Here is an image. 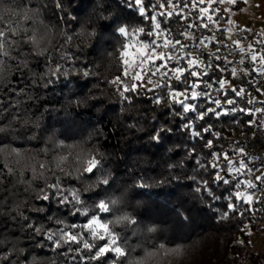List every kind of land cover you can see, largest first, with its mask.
Listing matches in <instances>:
<instances>
[{"label": "clouds", "instance_id": "1", "mask_svg": "<svg viewBox=\"0 0 264 264\" xmlns=\"http://www.w3.org/2000/svg\"><path fill=\"white\" fill-rule=\"evenodd\" d=\"M235 2L221 0V5L227 8ZM136 12L150 23H134ZM184 40L179 43L172 29L158 28L155 13L151 19L143 13L140 0H103V5L98 0H76L75 4L71 0H0V94L13 83L14 75L30 81L19 91L9 88L17 92L16 97L10 108H0V139L9 142L0 144L4 166L0 193L7 191L0 200L4 218L0 226L10 224L8 232H0V249H6L0 251V264H37L36 253L49 244L54 255L46 264H57L60 256L75 260L82 252L87 253L82 260L96 264L93 248L85 244H102L101 237L109 242L115 239L114 247L121 248L122 254L113 252V258L101 259L100 264H192L197 251L178 241L194 238L203 206L220 199L210 182L217 183L216 175L224 173L198 175L200 169L208 172L199 158L198 167L190 169L186 161L192 158L191 148L177 162H172L174 156L165 158L161 145L167 142L160 133H170L172 128L158 114L175 123V117L183 119L190 113L185 111L189 101L209 95L216 107L202 113L197 108L190 111L201 119L220 108L221 90L207 81L204 88L211 93L192 87L194 76L185 58L195 56L211 66L212 58L223 54L217 56L219 48H208L203 41L186 51L189 39ZM205 51L210 53L207 62L202 58ZM41 58L46 71L38 73L32 63ZM182 60L188 65L187 74ZM173 62L176 66L170 67ZM61 77L78 79L62 84ZM174 82L183 86V96L176 95ZM57 88L49 99L50 91ZM65 91L70 96L61 95ZM132 94L150 98L151 105L133 104ZM41 100L46 103L41 105ZM27 101L33 102L35 112L24 108ZM131 114L143 122H129L125 117ZM153 122L159 125L155 131ZM109 123L121 132L120 149L102 142L108 139ZM191 126L189 118L181 128ZM257 128L264 137V117ZM17 143L21 146L16 147ZM181 146L173 141L167 151ZM204 147L212 148L207 142ZM141 152L150 159L133 163L132 157ZM216 154L211 166L216 164ZM238 158L237 152L231 160ZM4 176L11 178L7 189ZM77 214L85 222H70ZM39 215L45 219L39 220ZM94 220L107 226L106 234L103 228L97 233L96 224L87 227ZM50 223L57 227H49ZM69 233L78 239L71 240ZM65 247L67 251H58Z\"/></svg>", "mask_w": 264, "mask_h": 264}, {"label": "trees", "instance_id": "2", "mask_svg": "<svg viewBox=\"0 0 264 264\" xmlns=\"http://www.w3.org/2000/svg\"><path fill=\"white\" fill-rule=\"evenodd\" d=\"M7 2V0H6ZM63 2V0H62ZM155 0H145V6L149 16L153 15L152 4ZM163 2V0H162ZM175 4L179 7L184 8V12L179 15L167 17V21L165 22L164 17H159L162 21V26L164 29H172L173 36L175 39H179L182 42H185L184 37L181 36L176 29H179V32L184 31L186 28L188 31L192 32L196 39L188 40V46H192L195 48V45L198 44V41L201 37L207 38L210 36H215L216 40L207 44L208 48L213 50L217 49L218 41L217 35L214 32L211 34L212 27H218L222 32L225 30V25H230L232 14L228 10L229 8L239 9L243 5V0H236L235 4H232L230 7H225L221 5V3H214L212 7L217 9V11L213 12L212 8L208 9L209 15L212 16V21H209L206 16H201L200 19H197L198 9L191 7V4L185 6L183 0H174ZM195 2V0H193ZM71 3L75 4L76 0H71ZM100 5H103V0H98ZM207 0L205 3L200 5L201 8L207 7ZM171 8V5H165V9ZM165 9H161L157 7L156 11H164ZM59 15V14H58ZM66 15V14H65ZM134 23H150V21H143V17L139 16V13H134ZM184 17H187V24L185 22ZM69 23H71L69 21ZM203 24H208V27H203ZM188 25H196L192 27H188ZM218 25V26H217ZM75 27V25H73ZM143 39H150L148 37H142ZM236 47L235 44L231 43ZM251 45L254 46L255 52H259V55L264 52V43L260 41H253ZM69 51H72L69 49ZM217 55H221L218 54ZM258 55V56H259ZM210 53L205 51L203 53V59L207 62L209 59ZM227 56L232 63H227L223 59L212 58L213 71H210L207 76L193 77V82L199 83L200 91H208L209 89L204 88L203 81H207L213 86L219 87L216 84L218 79H227L230 81L232 87H226V89L221 90L226 95H235L232 91V88L243 89L245 90L244 96H237L243 104H248V100L251 98H255L256 100L264 101V93L261 90V84L258 82L255 76V68L258 62L252 61V72L250 71L247 75L241 76H230L228 71L219 72L218 67H223L225 69H230L231 67H238L240 69H244L239 66L236 61L231 58L228 54H223L221 57ZM157 62H160L157 60ZM156 62V63H157ZM176 64L173 62L170 67H174ZM181 66H186V60L181 61ZM218 66V67H217ZM259 66V64L257 65ZM32 67L38 72L43 73L46 71V63L43 58H41L38 62L34 61L32 63ZM203 71L202 69H197ZM78 79L77 77H69L67 80L64 77L60 78V83L67 84L68 80H72L73 82ZM13 83L9 85L8 88L4 89V94H0V108L8 109L11 107L12 99L16 97V91H9V88L15 87L17 91L19 89L24 88L26 83H30V81H25L22 79L20 74L14 75L12 77ZM103 86V85H102ZM176 89H183V86L180 84H175ZM51 89V86H50ZM39 93H42L44 90L37 89ZM59 89L51 90L49 94V99H51V95L55 92H58ZM70 91H65L61 93L64 96H70ZM133 95V104L144 102L147 105H151V99L148 97L138 98L134 94ZM236 96V95H235ZM191 103H195L197 106V111L204 112L209 107V99L208 97H200L195 101H189ZM46 101L41 100L40 104L43 105ZM127 103V102H126ZM200 104H204V108H200ZM24 108L29 109L32 108L35 112V107L33 102L27 101L24 104ZM173 108L179 112L181 111V107L179 105H173ZM15 111V109H12ZM42 110V109H41ZM154 110V107H153ZM166 112L168 110H165ZM221 113V115L217 116L213 113L209 112L204 119H197L196 112H190L188 116L183 119L179 116L175 117V123H171L169 119H164V117L158 114V119L162 120L164 123H168L172 128V132L170 133H160V137L166 140L167 143L162 144L161 148L164 149L163 155L165 158L168 156H174L175 160L172 162H177L180 159H183L187 153L189 148L193 149L192 158L187 160L186 163L190 169L197 168L196 164L197 159L199 158L201 163H203L207 168L208 172L205 173L204 169H200L198 175H203L205 178L208 177L209 174L215 175L216 172L220 171V169L213 168L211 166V158L213 152L216 153H226L230 158L237 156L236 149L243 148L247 153V156H243L239 154V158L233 161H239L240 159H244L249 168L252 171L245 170V174L237 175L234 179L233 173H227V177L230 179L229 184H223L222 182H217L215 184L210 182V187L213 192L220 197L219 200H216L211 203V206L204 205V212L201 213L200 222L198 228L196 229V233L194 238H188L187 240H180L179 243L187 244L189 247H193L197 251V255L194 257L192 264H264V246L263 249L259 248L255 239L250 234V231L256 232L259 229V226L262 222L261 217V206L258 203V200H253L251 204L247 203L244 199H237L233 196L231 200L226 199L230 194L234 193L237 189L235 187L236 181H242L245 179V176L248 180H254L256 177V172L264 167V137L260 135V130L257 128L259 123H251V120L258 121V114L253 111H241V109H237L236 112H227L222 110H217ZM227 113V114H225ZM38 114V113H37ZM129 120V122L142 123L143 120L141 117H137L134 114L128 115L125 117ZM189 118L192 120V126L189 128H181L182 124H186L189 121ZM2 122V121H0ZM211 125V132H205L204 128ZM158 123L153 122L151 125L152 131H155L158 128ZM90 131H93L90 129ZM135 132V129L131 130ZM105 132L109 133L108 139L106 141H102L104 143H110L116 145L117 149L122 147L121 144V132L114 127L111 123L105 128ZM195 132H200V136L194 135ZM219 132V137L213 135V133ZM244 132H248V136L241 141L240 138ZM98 134V133H97ZM142 135V134H137ZM213 141L212 148H205L204 144L207 141ZM241 141L240 143L238 141ZM173 141L177 143H181L182 146L176 149L174 152L169 153L167 149L172 147ZM9 143L7 140L0 139V144ZM237 143H239L237 145ZM233 144L232 148H229L228 145ZM183 145H187L184 147ZM223 145V147H221ZM16 147H20L19 143L15 144ZM35 146V145H34ZM121 155H125L124 152H121ZM139 159H150L144 153H140L138 156L132 157V162L135 163ZM222 163L225 164L223 158L221 159ZM3 164H0V170H3ZM4 179V187L8 188L11 178L8 176L2 177ZM26 178H30V174H26ZM194 183V182H190ZM240 190L247 191L248 193L252 191V188H248L246 185L241 184ZM7 196V191L0 193V200H3ZM41 204H47L45 201H40ZM232 203L235 204V208H230L228 205ZM34 215V214H30ZM3 217H0V220H3ZM39 220H44L45 217L43 215L38 216ZM86 218L77 217L70 218V222H85ZM49 227H57V225L49 224ZM10 224H5L0 226V232H8ZM13 235H19V233H12ZM87 235V234H86ZM101 243H104L102 241ZM74 247H79V245H75ZM6 249H0V251H4ZM59 252L67 251V247L63 249H59ZM54 254L51 251V245L49 244L48 248L40 249L36 253L37 264H46L48 258L52 257ZM72 255L71 253L69 254ZM86 252H82L76 254L75 260L65 259L63 256L59 257L57 264H88L86 259L82 260L81 256H86ZM114 254L110 253L107 255V258H113ZM26 258H28V254L26 253ZM98 264V262H96ZM100 264V262H99Z\"/></svg>", "mask_w": 264, "mask_h": 264}, {"label": "snow or ice", "instance_id": "3", "mask_svg": "<svg viewBox=\"0 0 264 264\" xmlns=\"http://www.w3.org/2000/svg\"><path fill=\"white\" fill-rule=\"evenodd\" d=\"M183 3L185 6H188L189 4H191V7L198 9L197 19H200L201 16H206L209 21H212L213 18L211 15H209L208 9L212 8L213 12L217 11V9L212 7V5L214 3H221V0H207L208 6L204 7V8H201L200 5L204 4L205 0H195V2H193V0H183ZM140 4H141V11L143 13H146L150 19L153 18L154 14L149 16V14L147 12V9L145 6V0H140ZM166 4L171 5V8L165 9ZM157 7L161 8V9H165V10L157 12L156 11ZM152 10H153V13H155V19L157 21V27L161 28V29H164V27L162 26V21L159 19V17H164V18L165 17H172V16H176V15H179L180 13L184 12V8L179 7L177 4H175L174 0H163L162 3H161V0H155V2L152 4ZM184 19H185V22L187 24V17H184ZM229 23H231V21ZM192 26H196V25H188V27H192ZM203 27L207 28L208 24H203ZM230 34H231V29H229V35ZM180 35L183 36L184 38L189 39V40H192V39L195 40L196 39L194 34L192 32H189L187 30V28L184 31L180 32ZM262 35H264V33H262ZM176 40L179 43H183L179 39H176ZM215 40H216L215 36H210L207 38L201 37L198 41V44L201 41H203V44L205 46H207L208 43H211L212 41H215ZM233 43L236 45V48L238 49V54L248 53L249 54L248 58L251 61L258 62L259 66L255 68V71L264 75V52H262V54H260L258 56L257 53L255 51H253L252 45H248L247 47H245L242 45L241 41H239V40L233 41ZM217 56H219V55H217ZM185 59L187 61H190L191 68H192V75L194 77L207 76V74L210 72V71H208V68L211 67L213 69L212 64H211V66H209L208 64H205V63L201 62L200 60H197L195 58V56L186 57ZM219 59H223L227 63H232V61H230L227 56L220 57ZM241 59L243 60V63H244V59L243 58H241ZM239 63H240V61H239ZM197 69H202L203 71H200ZM183 71H184V74H187V71H188V65L187 64H186L185 68L183 69ZM218 71L219 72L228 71L230 76H237L238 77L241 75H247L250 70L247 68L240 69L238 67H231L230 69L218 67ZM203 84H204V81H203ZM208 84L213 87L212 84H210V83H208ZM216 84L219 85V87L217 88L218 90L226 89V87H232L230 84V81L227 79H218L216 81ZM192 87H199V83L194 82ZM189 91H191V88H189ZM232 91L235 93L236 96H244L245 95V90H243V89L232 88ZM176 95L183 96V93L181 91H177ZM197 95H198V93H195V92L193 93V97H196ZM208 98L211 99L213 103H216V100L214 98H212L210 95ZM225 101L227 102L228 105H233V107L228 109L227 112H236L237 111V108L235 107V105H236L235 99H225L223 101H220V104L221 105L224 104ZM248 103L254 104V103H256V99L251 98L248 100ZM193 108H197V106L192 105L190 102L185 105V111L191 112L190 110ZM217 108H219V107H217ZM217 108L214 111H211V113L219 116V115H221V113L217 111ZM241 111H254V112L261 113L262 115H264V108H255V109H251V110L241 109ZM225 114H227V113H225ZM200 118L204 119L205 116H201ZM250 122L253 124L256 123V121L251 120V118H250ZM204 131L205 132H211V126L204 128ZM194 135L200 136L201 133L195 132ZM213 135H219V133H213ZM207 144L209 147H213V141L209 140V141H207ZM236 151L239 154H242L243 156H247V153L244 151L243 148H238V149H236ZM222 158L225 162V167H223V168L221 167V164H219V161ZM212 167L220 169V171H223V173H224L223 176H220L219 174H217L215 177L216 180H218L219 182H222L223 184H229L231 182L229 178H226L227 173H233V177H236L237 175H240L242 173L246 175V172H245L246 169L249 172L252 171V169L248 167V165L244 159H240L239 161H233V160H231V158L226 153H222V154L217 153L216 154V164L212 165ZM220 171H218V172H220ZM233 177L231 179H234ZM254 180L261 181L262 183H264V174L254 177ZM241 184L246 185L248 188H256L257 187V185L252 180H248V179H244L242 181L238 180V181H236V184H235V187L237 190L234 193L230 194L227 197V199L231 200L234 196L237 199L242 198L247 203L251 204L253 197L247 191L240 190ZM73 195L75 196V193H73ZM228 207L235 208L236 205L230 203L228 205ZM93 224H96V232L97 233H99L100 229H102V228L104 229L105 234L107 233V226L101 225L95 220L92 221L91 223H89L87 225V227L91 228L93 226ZM68 235H69V238L73 241L78 239V237H76L75 235H72L71 233H69ZM101 241H104V243L98 244L95 247H93V245L91 243L85 244V248H93V252L95 253V258L97 259L98 264H99L101 259H106L107 255L110 253L115 252L117 254H122L121 248L114 247V245L116 243L115 239H113V240H111V242H109L105 237H101Z\"/></svg>", "mask_w": 264, "mask_h": 264}, {"label": "rangeland", "instance_id": "4", "mask_svg": "<svg viewBox=\"0 0 264 264\" xmlns=\"http://www.w3.org/2000/svg\"><path fill=\"white\" fill-rule=\"evenodd\" d=\"M243 1H244L243 5L239 9H233V8L228 9L232 14L231 17L232 23H230V25H228L225 28L223 34L224 37L228 39L231 43H233V41L239 40L241 41L243 46L247 47L248 45H251V43L255 40L260 42L264 41V35H262V33H264V0H248L247 3H245V0ZM245 8L248 9V11L242 12L241 9H245ZM217 29L219 28L216 26L212 27L211 34ZM229 29H231L230 35H229ZM252 47H253V51H255L253 45ZM193 49L194 48L192 46H188L186 51H191ZM257 55H259V52H257ZM160 63H162V61L157 62V64ZM257 65L258 64H256L255 66L258 67ZM176 90L182 91L183 89H176ZM261 90L264 93V85H261ZM263 172L264 169L260 168L256 172V176L262 175ZM249 193L253 197L252 201L258 199L259 196L258 190H252ZM250 234L253 236V239L256 240L257 245L262 250L264 246V232L260 230V226L258 231L256 232L250 231Z\"/></svg>", "mask_w": 264, "mask_h": 264}, {"label": "built area", "instance_id": "5", "mask_svg": "<svg viewBox=\"0 0 264 264\" xmlns=\"http://www.w3.org/2000/svg\"><path fill=\"white\" fill-rule=\"evenodd\" d=\"M215 33L217 35V41H218V46L217 48H219V52L218 54H228L231 58H233L236 63L243 67L244 69L247 68L249 69L251 72H252V61L248 58V53H244V54H238V49L231 44V42L226 39L224 37V34L221 30L217 29L215 30ZM231 50V51H230ZM241 58L244 59V63L241 65L239 63V61L241 60ZM249 71V72H250ZM255 76L258 80V82L261 84V85H264V75H262L261 73L259 72H256L255 73ZM213 89H216L218 88L217 86H213L212 87ZM211 89L208 90V92L211 93ZM222 92V91H221ZM209 99V98H208ZM225 99H235L236 100V105L235 107L237 109H255V108H264V101H260V100H256V103L254 104H243L240 99L235 96V95H226L222 92V100H225ZM209 107L210 108H214L216 107L215 104L212 103L211 99H209ZM233 105H224L222 104V106L220 108H217V110H222V111H227L228 109L232 108ZM254 112V111H253ZM257 113V112H255ZM258 114V121L256 123H259L260 124V118L261 117H264V115H262L261 113H257ZM248 132H244L243 135L241 136L240 140L241 141H244V139L248 136ZM238 141L239 143L241 141ZM237 143V145L239 144ZM221 167H225V164H221ZM264 169V167H263ZM264 174V172L262 173ZM245 179H247V177L245 176ZM257 187L256 188H252L253 190H258L259 192V196H258V203L260 204L261 206V217H262V222L260 224V230L262 232H264V183H262L261 181H258V182H254Z\"/></svg>", "mask_w": 264, "mask_h": 264}]
</instances>
